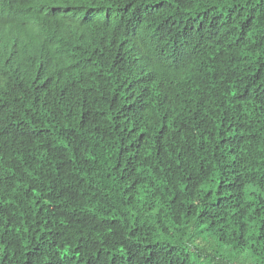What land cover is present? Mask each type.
I'll list each match as a JSON object with an SVG mask.
<instances>
[{
	"label": "trees",
	"instance_id": "1",
	"mask_svg": "<svg viewBox=\"0 0 264 264\" xmlns=\"http://www.w3.org/2000/svg\"><path fill=\"white\" fill-rule=\"evenodd\" d=\"M0 37V264H264V0H0Z\"/></svg>",
	"mask_w": 264,
	"mask_h": 264
},
{
	"label": "clouds",
	"instance_id": "2",
	"mask_svg": "<svg viewBox=\"0 0 264 264\" xmlns=\"http://www.w3.org/2000/svg\"><path fill=\"white\" fill-rule=\"evenodd\" d=\"M39 22H40L39 18H38L36 15H34V21H33V23H32V24H33V27L37 28L38 25H39ZM34 24H35L36 26H34ZM8 40H10V39L5 38V37H0V42L8 41ZM56 40H58V38H54L53 40H51V43H54Z\"/></svg>",
	"mask_w": 264,
	"mask_h": 264
}]
</instances>
